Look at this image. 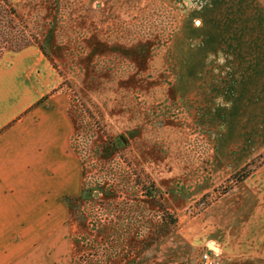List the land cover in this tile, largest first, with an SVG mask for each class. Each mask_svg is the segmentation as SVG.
Instances as JSON below:
<instances>
[{
  "label": "rangeland",
  "instance_id": "374dc122",
  "mask_svg": "<svg viewBox=\"0 0 264 264\" xmlns=\"http://www.w3.org/2000/svg\"><path fill=\"white\" fill-rule=\"evenodd\" d=\"M262 18L259 0H0V59L40 52L33 107L55 97L73 125L46 258L264 264Z\"/></svg>",
  "mask_w": 264,
  "mask_h": 264
},
{
  "label": "crops",
  "instance_id": "0c3cea01",
  "mask_svg": "<svg viewBox=\"0 0 264 264\" xmlns=\"http://www.w3.org/2000/svg\"><path fill=\"white\" fill-rule=\"evenodd\" d=\"M43 59L32 49L0 59V264H58L34 240L49 232V216L62 212L59 198L77 183L68 113L55 97L33 107Z\"/></svg>",
  "mask_w": 264,
  "mask_h": 264
},
{
  "label": "built area",
  "instance_id": "2783aa9c",
  "mask_svg": "<svg viewBox=\"0 0 264 264\" xmlns=\"http://www.w3.org/2000/svg\"><path fill=\"white\" fill-rule=\"evenodd\" d=\"M218 262L219 253L211 250L203 252L199 259V264H218Z\"/></svg>",
  "mask_w": 264,
  "mask_h": 264
},
{
  "label": "bare ground",
  "instance_id": "6f19581e",
  "mask_svg": "<svg viewBox=\"0 0 264 264\" xmlns=\"http://www.w3.org/2000/svg\"><path fill=\"white\" fill-rule=\"evenodd\" d=\"M210 249L214 250L215 252H217V248L211 247L209 246Z\"/></svg>",
  "mask_w": 264,
  "mask_h": 264
},
{
  "label": "trees",
  "instance_id": "16d2710c",
  "mask_svg": "<svg viewBox=\"0 0 264 264\" xmlns=\"http://www.w3.org/2000/svg\"><path fill=\"white\" fill-rule=\"evenodd\" d=\"M43 53V52H42ZM44 54V53H43Z\"/></svg>",
  "mask_w": 264,
  "mask_h": 264
}]
</instances>
